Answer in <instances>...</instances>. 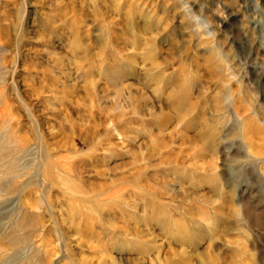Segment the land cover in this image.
<instances>
[{
    "label": "rangeland",
    "instance_id": "obj_1",
    "mask_svg": "<svg viewBox=\"0 0 264 264\" xmlns=\"http://www.w3.org/2000/svg\"><path fill=\"white\" fill-rule=\"evenodd\" d=\"M0 264H264V0H0Z\"/></svg>",
    "mask_w": 264,
    "mask_h": 264
},
{
    "label": "bare ground",
    "instance_id": "obj_2",
    "mask_svg": "<svg viewBox=\"0 0 264 264\" xmlns=\"http://www.w3.org/2000/svg\"><path fill=\"white\" fill-rule=\"evenodd\" d=\"M47 167V166H46Z\"/></svg>",
    "mask_w": 264,
    "mask_h": 264
}]
</instances>
